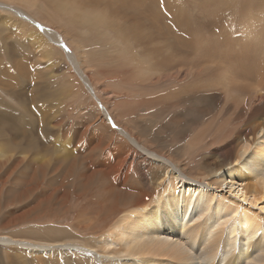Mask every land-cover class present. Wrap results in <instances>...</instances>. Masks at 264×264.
<instances>
[{
	"label": "bare ground",
	"instance_id": "6f19581e",
	"mask_svg": "<svg viewBox=\"0 0 264 264\" xmlns=\"http://www.w3.org/2000/svg\"><path fill=\"white\" fill-rule=\"evenodd\" d=\"M147 1L151 5L135 7L125 17L136 26L135 41L151 43L158 40L153 35L161 33L170 42L166 45L169 55L151 62L150 78L157 83V72L172 81L180 79L186 99L210 96L234 109L236 124H229L232 126L229 130L221 129L219 135L213 132L211 142L208 141L217 143L218 150L209 154L213 160L206 163L216 170L212 173L200 168L193 172L166 150L165 154L156 147L152 149V144L146 140L143 143L141 137L134 135L129 123L121 122L118 113L114 114L115 109H109L111 116L121 125L112 123L111 138L105 131L109 124L101 119L100 123H94V129L89 127L92 132L85 125L81 126L83 130L76 128L72 135L70 125L55 123L50 142L56 133L60 138L53 141V154L48 140L33 124L18 129L14 124L17 116L8 112L6 118L14 122L9 123L10 130L19 133L15 139L21 142L3 159V164L8 166L6 178L13 176L21 162L32 175L28 179L13 177L23 186L20 190L14 188L13 199L14 203L26 201L21 214L13 218L14 211L3 210L0 203V255L6 264H14L10 255L21 250L41 264H264V214L246 205V202L259 203L264 209V8L255 18L251 12L255 10H251L252 4L247 0H241L245 9L225 10L206 5V0H194L202 6L197 12L198 19L189 25L191 16L183 17L180 22L183 41L174 43L175 40L169 39L178 35L172 36L165 21L160 24L159 19L164 16L156 9L157 3ZM15 6L0 3V9L15 11L39 26L48 39L62 44L60 34L47 31L35 16L29 15L26 2L16 0ZM148 29L151 33H146ZM67 55L75 73L96 95L92 80L84 76L75 53L67 49ZM136 55L134 60L139 63ZM141 60L140 67L137 63L134 67L142 76V71L150 72V65L142 67ZM189 64H194L189 71L165 72L167 66L176 69ZM229 81L236 87L230 88ZM210 82H213L211 88ZM99 90L100 98L112 105L117 95L109 89ZM155 96L158 102L165 101L164 96ZM98 102L104 119L112 122L101 101ZM4 124L8 123L3 121ZM137 125L143 134H150L141 123ZM118 136L128 139L149 157V164L142 168V181L145 179L146 183L143 187L142 182L137 183L139 175L132 170L134 155L121 150L126 142ZM109 145L117 149L115 155L101 157L99 151ZM196 148L201 150L199 145ZM16 150L18 157L12 160L11 152ZM46 175L48 188L38 198V180L43 182ZM1 181L4 184L5 180ZM72 197L80 200V205L70 204ZM94 205H98V211ZM60 218L69 222L43 225L47 220ZM22 221L30 225L14 230L13 226Z\"/></svg>",
	"mask_w": 264,
	"mask_h": 264
},
{
	"label": "rangeland",
	"instance_id": "374dc122",
	"mask_svg": "<svg viewBox=\"0 0 264 264\" xmlns=\"http://www.w3.org/2000/svg\"><path fill=\"white\" fill-rule=\"evenodd\" d=\"M19 1L26 2L28 5V11H26L29 15L35 16L39 20L37 23L46 27V30L51 29L60 34L63 42L58 44L56 41H51L47 35L45 36L38 29L39 26L34 25L31 21L24 20L18 13H14L15 11L0 9V203L3 210L14 211L11 214L13 218L21 214L20 209L26 204V201L14 203L13 199L15 195L14 188L20 190L23 186L22 183L17 184L13 177L18 176L28 179L29 175H32V171L22 165L21 162L17 164L13 176L6 178L5 173L8 166L3 164V159L13 147L17 146L16 143L21 142V140L17 142L15 139V137L20 136L19 133L16 134L13 130H10L12 127L9 123L14 122L6 118L5 115L8 112L17 116L14 124L18 129L24 130L26 125L33 124L37 132H40L48 140L47 144L52 149L53 154V141L56 137L60 138L59 134L56 133L52 143L50 142V139L53 138V131L56 129L55 123L70 125V135H72L76 128L83 130L81 126L85 127V125H87L89 133L92 132L91 129H94V123H100L99 120L101 119L104 123H108L109 127H106V129L103 126L97 127L105 129L106 136L109 135L111 138L109 128H114V123L120 124V122L114 121L109 110L115 109V112L112 111V113H118L116 116L122 119L121 122L129 123L135 132L134 135L141 137L142 139H139L143 143L148 141L152 144L150 146L152 149L156 147L157 150L162 152L166 150V153L178 162L182 161L184 167L193 172L199 171L200 168H206L212 173L216 170L215 166L209 167L206 164L213 160L209 154L218 150L217 143H209L211 142V134L215 132L219 135L221 129L229 130L233 124H236L233 117L234 109L228 108L223 100L210 96L186 99L180 79L172 81L167 75L157 72V83L150 78L152 76L151 62L155 58L161 57V55H169L167 46L170 42L162 38L161 33L154 34L153 36L158 40H153L151 43L145 42L143 44V41H135L137 36L136 26L134 27L133 23L130 24L125 17L135 7L142 8L151 5L147 0H139L140 3H137V0ZM125 1L128 4H125ZM153 1L158 5H156V9H159L164 16V18L159 19L160 24L165 21L172 36L178 35V37L169 39L170 41L175 40L174 43L181 40L180 36L183 34V31H180L181 19L190 15L193 20L189 21V25H194L198 19L197 12L202 7L194 0H151V2ZM247 1L252 4L251 10H255L251 12L255 18H258L259 13L264 8V0ZM121 2H124V4L121 5ZM0 3H7L13 7L17 6H15L16 0H0ZM146 3L148 4L144 5ZM206 5L217 10L233 7L244 8L241 0H206ZM75 11L78 13H75ZM146 33L151 32L148 29ZM175 38H178V40ZM123 39L130 40V42H125ZM34 40L38 41L39 46L33 43ZM40 40L43 42L41 41V43ZM7 48L9 52H7ZM67 49L75 53V59H77L81 71L85 74L84 76L88 79L91 78V84L96 91V95L86 87L79 75L75 73L70 61L71 57L67 55ZM10 50L13 52L12 54ZM135 55L139 63L134 60ZM140 60L142 67L150 65V72L142 71L144 73H142V76L138 75L136 67H134L136 63L140 67ZM193 66L194 64H189L176 69L167 66L165 72L189 71ZM212 84L213 82H210L208 87L211 88ZM228 86L230 88L236 87L230 81ZM98 88L109 89L117 95L112 105L105 103L100 98ZM156 94L164 96L165 101L159 100L158 102L155 99ZM98 100L101 101L112 122L104 119ZM230 114L231 116H229ZM255 118L257 119V117ZM3 121L8 124L3 125ZM140 123L144 130L147 133L150 132V134H143L142 129L138 128L137 125ZM116 124L114 125L116 126ZM54 127L55 129H53ZM201 135H203L202 138L199 137ZM120 137L118 136V138ZM121 139L126 142L121 150H127L134 155L132 170L134 169L133 171L139 175L137 183L142 182L141 187H143V184L146 185V183H144L145 179L142 181V178H144L142 168L143 165L149 164V157L146 156L145 152L138 151L128 139L122 137ZM197 145L201 147V150H197ZM114 150L117 151L113 145H109L102 148L99 154L101 157L107 158L115 155ZM11 155H13L12 160L17 158V150L15 153L11 152ZM82 168L81 163H79L78 170ZM58 173H61V171L59 170ZM58 176H61V174H58ZM61 177L56 178L60 179ZM47 178L48 175L44 177L43 182L38 180L36 188L40 193L38 198L41 197V192L48 188ZM3 179L5 180L4 184L1 181ZM71 180L73 182L74 178H71ZM234 197H236V194ZM236 198H239V196ZM71 199L70 204L74 202V205H80V200L73 197ZM246 205L248 208L250 206L256 209L258 213L264 214V209H261L259 203L250 204L246 202ZM97 206H93L95 211L99 210ZM55 222H63L66 225L65 222L69 221H63L60 218L55 221L47 220L43 225L55 224ZM26 225H30V223L27 224V222L22 221L14 225L13 229L16 231L22 230ZM10 256V260L14 264H41L38 259L33 258L26 251L21 250ZM0 257L1 264H6L3 255H0Z\"/></svg>",
	"mask_w": 264,
	"mask_h": 264
}]
</instances>
